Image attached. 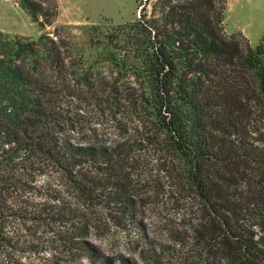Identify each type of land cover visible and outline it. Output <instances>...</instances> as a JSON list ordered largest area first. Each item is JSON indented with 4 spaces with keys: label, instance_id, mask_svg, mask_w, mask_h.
<instances>
[{
    "label": "trees",
    "instance_id": "obj_1",
    "mask_svg": "<svg viewBox=\"0 0 264 264\" xmlns=\"http://www.w3.org/2000/svg\"><path fill=\"white\" fill-rule=\"evenodd\" d=\"M21 3L41 33L0 31V264H137L90 238L113 229L147 241L138 253L154 263L171 251L179 264H264V37H227V0H157L82 40L46 32L49 12ZM74 101L111 133L80 131ZM151 206L178 215L158 249Z\"/></svg>",
    "mask_w": 264,
    "mask_h": 264
},
{
    "label": "rangeland",
    "instance_id": "obj_2",
    "mask_svg": "<svg viewBox=\"0 0 264 264\" xmlns=\"http://www.w3.org/2000/svg\"><path fill=\"white\" fill-rule=\"evenodd\" d=\"M42 5L49 12L52 25L46 32L58 31L64 38L77 36L82 40L89 27L99 26L101 32H113L118 26L133 23L141 16L144 8L148 15L153 11L157 0H28ZM224 33L227 37L247 39L251 45L256 46L264 37V0H227L226 16L223 23ZM0 31L12 36L34 38L41 32L37 24L32 22L31 16L23 8L21 0H0ZM106 51L92 49L88 52L89 60L96 62L100 73L111 69L107 62ZM72 119L80 131L97 128L100 135L111 133L106 114L100 112L95 104L79 103L74 101L70 105ZM84 126H82L83 124ZM144 219L149 224L147 237L155 249L161 243H169L168 233L164 229L163 219L178 222L175 210L170 207L151 206L143 209ZM93 231L90 238L100 244L110 255L123 253L137 264H179L180 255L171 251L160 254L159 260L154 263L140 258L139 250L147 245V241H134L133 244L125 243L121 237L124 235L116 229L112 230V238L98 239ZM133 236H135L133 234ZM137 244V245H136ZM136 246V249H134ZM159 253V252H158ZM40 260H37V263ZM42 261V260H41ZM42 263H44L42 261ZM88 259H83L78 264H88Z\"/></svg>",
    "mask_w": 264,
    "mask_h": 264
}]
</instances>
